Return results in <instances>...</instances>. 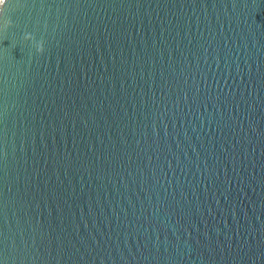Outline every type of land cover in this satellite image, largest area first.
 Wrapping results in <instances>:
<instances>
[{"label":"water","instance_id":"1","mask_svg":"<svg viewBox=\"0 0 264 264\" xmlns=\"http://www.w3.org/2000/svg\"><path fill=\"white\" fill-rule=\"evenodd\" d=\"M4 8L0 264H264V0Z\"/></svg>","mask_w":264,"mask_h":264},{"label":"clouds","instance_id":"2","mask_svg":"<svg viewBox=\"0 0 264 264\" xmlns=\"http://www.w3.org/2000/svg\"><path fill=\"white\" fill-rule=\"evenodd\" d=\"M5 2H6V0H0V14H2V15H5V11H6L4 8ZM5 27L6 28L13 27V24L11 23V21H6ZM23 38L25 41L33 42L36 53L39 55H43V53L45 51L43 40L37 42V41H35L34 36L31 34H25Z\"/></svg>","mask_w":264,"mask_h":264}]
</instances>
